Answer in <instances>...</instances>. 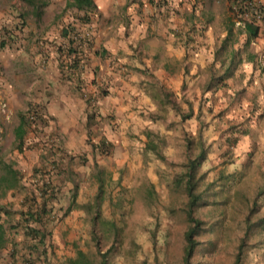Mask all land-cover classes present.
<instances>
[{
	"label": "rangeland",
	"instance_id": "374dc122",
	"mask_svg": "<svg viewBox=\"0 0 264 264\" xmlns=\"http://www.w3.org/2000/svg\"><path fill=\"white\" fill-rule=\"evenodd\" d=\"M68 1L23 2L22 25L35 31V35H30V47L38 41L53 53L46 55L43 63L40 60L44 57L36 63L33 57L36 66L33 65L31 80L20 81L23 90L15 100L19 105L17 111L26 115L27 120L19 145L13 133L18 120L5 116L7 108L0 100V181L6 165L18 173L13 190L4 192L0 182V227L4 237L0 264H69L78 250L88 249V219L94 212L98 191L95 164L104 179L99 217L116 221L123 237L119 253L109 264H182L188 224L181 211L183 197L174 181L186 160L185 136H198L209 147L201 172L203 182L210 184L212 190L217 189L198 214L208 226L198 241L202 240V247L206 242L213 243L215 248L212 252L198 251L193 264H233L236 247L244 235L245 214L253 207L252 217L264 219V193L256 197L264 185V65L260 62L262 70L258 67L254 73L257 83L251 78L240 81L237 91L245 88L239 98L224 97L221 88L212 94L203 88L210 77L212 42L210 46L207 42L197 43L194 32L203 36L198 39H215L216 51L232 16L231 41H236L233 48L241 51V67L243 61H249L248 55L253 59L256 46L264 43L260 44L256 38L244 47L243 22L233 16V0H167L162 4L163 12H173L175 21L182 22L181 35L185 37L181 45L183 78L176 71L165 83L181 110L192 113L187 121H182L165 102L156 103L162 91L153 90L150 97L149 90L135 79L136 75L131 76L132 70L142 71L145 76L148 67L143 59L137 60L138 66H132L135 62L127 53L138 33L133 26L136 9L132 5L142 9V3L159 5L162 0H112L116 4L111 6L107 2L102 14L98 8L66 9ZM253 1L264 5V0ZM93 24L102 33L98 38L92 31ZM86 32L89 39L84 36ZM155 32L158 37L161 35L156 29ZM117 35L126 43L124 50L123 45L119 51L117 43L110 42L111 39L118 42ZM68 39H73L75 45L71 46ZM153 48L146 52H154ZM68 49L82 54L77 69L70 72L68 60H73L75 53L69 55ZM116 50L122 53L125 75L131 72L125 78L124 93L114 92L100 74L96 76L84 69L86 65L99 68L93 66L95 60L105 66ZM169 63L180 68L179 61ZM218 67L216 64L215 69ZM226 83L232 91V80ZM90 84L101 87L98 93L103 102L94 99ZM4 97L0 92V98ZM240 123L248 125L250 135L239 137L230 150L231 157L222 161L221 153L227 147L225 138L231 135L228 128ZM147 131L152 133L151 138ZM100 143L104 147L101 151L97 148ZM146 144L156 146L163 158L145 151ZM49 186L55 191V199L49 203L55 219L53 226H48L52 233L46 242V256L38 258L28 252L30 240L25 238L19 212L26 209L24 197L37 196L39 188L45 190ZM261 235L264 241V233ZM242 264H264V243L261 249H250Z\"/></svg>",
	"mask_w": 264,
	"mask_h": 264
},
{
	"label": "trees",
	"instance_id": "16d2710c",
	"mask_svg": "<svg viewBox=\"0 0 264 264\" xmlns=\"http://www.w3.org/2000/svg\"><path fill=\"white\" fill-rule=\"evenodd\" d=\"M21 1L31 3V0ZM245 1L246 0H233V8H235L237 12L233 11V9L232 12L233 16H236L237 19H239V22H243V33L246 35L243 45L245 48H247L250 42L258 37L260 29H262L261 26L264 25V21L259 24L256 23L253 18L247 20L243 17V11L246 9L244 8ZM165 2L167 3L166 0H164V3ZM254 3L255 6L251 7V9L248 11L253 12L254 10H258L264 16V5L259 6L256 2ZM70 8L77 9L78 11H86V9H95L96 6L92 0H70L66 3V9ZM37 16L39 15L37 14ZM233 20L234 19L231 16L230 21L232 23L231 25L227 26V34L224 37L220 47L214 52V57L209 67L210 77L205 82L203 87L206 91H211L212 94H215L221 88L224 90V97H228L229 99L230 97L239 98L242 90L245 88L243 86L241 91H237L236 86L239 85L234 82L235 74L239 69L238 67L242 63L243 59L240 56L241 51H239L237 48H233V43L236 41H231L233 36ZM63 34L64 36H67L66 30H63ZM68 40L71 46L75 45L73 39ZM67 51L70 52L69 55L75 53L74 57L72 58L73 60H68L69 69L67 70H75L77 69V64H80L79 60L81 59L82 54L78 53L75 49H68ZM248 56L249 60H251L252 56ZM256 58L257 57L254 56L251 62L255 63L254 60ZM216 64L219 66V72L218 68L215 69ZM229 80H232V86H235L234 88L232 87V91L228 90L229 87H226V82ZM226 89L227 91H225ZM157 90L159 92H163L160 94L164 96V102L169 107H172L176 114L180 115L182 121H187L191 117V111L184 113L170 92L163 88H158ZM254 104L256 105V101ZM253 113L254 112H252V115H254ZM25 125L26 120L23 117H20V125L14 130L15 141L18 145L21 143L23 135L25 134ZM228 130V132H231V135L225 138L227 147L221 153L220 158L222 161H225L231 157L230 150L231 148H234V145L237 144L239 137L250 135V128L248 125L245 126L244 123L232 125L228 128ZM234 134H237V137H233ZM146 135L151 138L152 133L147 131ZM103 143H100L97 146L100 151L101 149H104ZM184 143L186 148V160L183 164V170L178 174L174 184L177 187V191L180 192L183 197L181 211L183 213L185 222L188 224V228L184 234L185 249L182 264H193V260L196 257L198 251L205 250L212 252L213 248H215L213 243L207 244L206 242L202 247V240L198 241V238L202 236L201 234H204V232L208 230V226L205 224V221L199 217L198 214L206 205H208L209 198L216 194L217 189L214 188L212 190V186L210 184H205L203 182L204 174L201 172L203 163L207 160L209 147H205L198 136H185ZM148 150L154 155L159 156L160 159L163 158L162 155L157 152L156 146L146 144L145 151ZM94 166V169L96 170L94 176L98 181V191L92 207L94 212L88 219L90 225V246L85 251L78 250L75 257L70 260L69 264H109L111 258L119 253V248L121 244H123L121 242L123 240L122 230L117 225V222L114 220H101L99 217L100 207L103 200L104 179L101 176L102 171L99 169L97 164ZM17 174V171L12 170L9 165L5 166V175L0 181L2 187L4 188V192L16 188ZM220 177L221 176L217 177L218 180ZM261 188L262 191H259L256 197L261 196L264 193V185ZM29 196L30 197H24L22 200V203H25L24 208L26 209L25 211L19 212V215L21 216L19 221L23 226L25 238L30 240V242L28 241L29 254H36L38 258H41V256L44 254L43 258H45L46 242L51 238L52 233V228L48 229V226H53L55 219V213L53 212L52 207L49 206V203L55 199V191L53 187L49 186L45 190L39 188L37 196L34 194ZM224 200H227V197ZM252 211L253 207L245 214V217L242 221L244 235L240 238V241L236 247V251L233 256V264H242L243 261H245L246 253L250 249L254 247L261 249L262 243H264V241L261 240L263 236L261 234L264 233V219H254L250 214ZM213 226H218V224H214ZM3 244V230L0 227V248H2Z\"/></svg>",
	"mask_w": 264,
	"mask_h": 264
},
{
	"label": "crops",
	"instance_id": "0c3cea01",
	"mask_svg": "<svg viewBox=\"0 0 264 264\" xmlns=\"http://www.w3.org/2000/svg\"><path fill=\"white\" fill-rule=\"evenodd\" d=\"M92 1L96 8H98V13L101 14L102 12H106L107 2L111 6L113 4H116L112 0ZM150 3H142V9H140V7L136 4L132 5V7L136 9V13L132 15V19L134 20L133 26L138 30V33L137 35H134V39H132L133 45L130 47L131 50H127V53L129 54L130 59L135 62V64H132V66H138L137 60L140 59L144 60V64L146 63L148 69H146L145 76H143V72L139 70H132L131 76L134 77L136 75L135 79L138 80L139 83H143V86L149 90L148 95L152 97V94H154L153 90H157L158 88L167 90V85H165V83L167 82L166 80L170 75L175 76L176 73L180 71L183 78L184 70L183 67H181V56L184 53V50L181 45L184 44L183 38L185 37L181 35L182 27H180V23L182 22L179 23V21H175V18L172 17V15H174L173 12H163L164 9L162 4H164V0H162L161 4L159 5H152ZM23 4L24 3L21 0H0V70L2 71V73H0V92L5 96L4 99L0 98V100L7 108L5 116H10L12 118L14 117V119L18 120V123L13 127V133L14 130L20 125V117H23L25 120H27L26 115L21 113V111H17V106L19 105L15 100L18 95H21V91L23 90V86H21L22 83L20 81L26 80V82H29L31 80L30 76L32 74L31 71L33 65L36 66L35 63L38 61V58L44 57V59L40 60V62L43 63L46 60L45 56L49 55V53H53L51 51L45 50L44 46H42V44L38 41L35 42L33 47H30V35H35V31L32 28L27 27V25H22L23 22L21 16L23 13ZM116 9L117 5L115 6V10ZM153 16L154 18H152ZM117 24H119V22ZM200 24L203 25V23ZM92 26H95V29H92V31L95 32L94 34L97 33V38L99 34L102 35L101 31L98 29L99 26L97 27L94 24ZM261 28L262 29H260V33L257 37L259 38L258 41L260 44L264 43V25L261 26ZM155 29L158 30L161 34L159 37L155 34ZM46 31L47 32L45 33V35L47 37L49 36V31ZM144 32L148 34L146 35ZM194 33H196L195 38H197V43L199 42L202 45V43L207 42V46H210V42H212V60L215 52L213 48V45L216 43L215 39H211L208 41H205L203 39L201 40L198 38H202L203 36L201 35V37H198L197 31ZM116 37H119L118 42L113 39H111L110 42H116V46L119 51L121 49V45H123L122 49L124 50V45H126V43L123 44L124 41L122 42L121 36L117 35ZM221 43L222 39L219 40V46ZM39 45L41 47H39ZM263 45L256 46L254 56H256L257 58L254 60L255 63L251 62V60H249L248 62L243 61V66H240L237 70L234 77V82L237 85H239L240 81L243 79L249 80L251 78L252 80L254 79L256 83L258 82L257 80H255L256 76L254 73H256L258 67H260V70H262V67L264 65ZM111 47H113L112 44ZM151 47H154V52L152 51L151 53H147L146 49ZM156 47L157 49L155 50ZM89 51H91V49ZM116 51L117 54L113 52V54L115 55L110 57V59L106 61L105 66H102V64L100 62H97L96 60L92 61L94 62L93 66H99V68L102 69V72L99 73V68L97 67L86 68L87 65L84 66V69L89 71L90 74L94 73L96 76H99L100 74V76L103 77L102 80L105 82L107 87L110 89L112 88L114 92L124 93L125 88L123 85H125V78H129L131 72L130 74L125 75V73L123 72V67H121L122 53L118 50ZM88 55H90V53ZM141 56L143 58H141ZM33 57L35 63H33L32 61ZM177 61L180 62V68L176 69L170 66L169 62ZM260 62L262 63V67L260 66L261 64H259ZM25 64L29 68L25 69ZM24 72L26 73L24 74ZM261 74L262 72L259 71L260 78L262 77ZM146 75L150 77L152 76L151 79L147 78ZM252 76L254 77L252 78ZM246 82L243 85H245ZM262 82L263 81L261 79V83ZM262 84L264 86V83ZM118 86H120L121 90L118 88ZM88 87L91 88L94 99H100V101L103 102L102 96L98 93V91L101 90V87H98L97 85L93 86L92 84H90V86ZM236 87L238 88V86ZM259 93H262V89H259ZM260 96H263V94H261ZM152 100L153 99L150 100L151 104ZM157 100L158 101L156 102V98H154L153 101H155L156 103L165 101L164 96H162L161 94L159 98L157 97ZM110 110L112 111V109ZM24 128H26V126Z\"/></svg>",
	"mask_w": 264,
	"mask_h": 264
},
{
	"label": "built area",
	"instance_id": "2783aa9c",
	"mask_svg": "<svg viewBox=\"0 0 264 264\" xmlns=\"http://www.w3.org/2000/svg\"><path fill=\"white\" fill-rule=\"evenodd\" d=\"M255 3L252 0H246L244 2V8H246L243 11V17L247 20H250V18H253L255 20L256 23H262L264 21V16L262 15V13L258 10H254L253 12H249L248 10L251 9V7H254ZM233 11L237 12V10H235V8H233ZM85 38L89 39V33H85L84 34Z\"/></svg>",
	"mask_w": 264,
	"mask_h": 264
}]
</instances>
